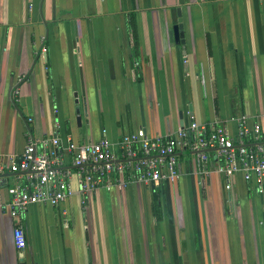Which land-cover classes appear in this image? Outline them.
Listing matches in <instances>:
<instances>
[{
	"label": "crops",
	"instance_id": "0c3cea01",
	"mask_svg": "<svg viewBox=\"0 0 264 264\" xmlns=\"http://www.w3.org/2000/svg\"><path fill=\"white\" fill-rule=\"evenodd\" d=\"M240 117L264 139V0H0L3 164L29 137H57L66 159L70 141L105 139L118 154L124 136L164 138L192 121L238 140ZM207 155L201 174L179 152L177 180L157 187L114 185L84 200L73 180L60 205L20 217L7 189L22 178L6 171L0 264H264V181L260 191L236 173L226 189Z\"/></svg>",
	"mask_w": 264,
	"mask_h": 264
},
{
	"label": "built area",
	"instance_id": "2783aa9c",
	"mask_svg": "<svg viewBox=\"0 0 264 264\" xmlns=\"http://www.w3.org/2000/svg\"><path fill=\"white\" fill-rule=\"evenodd\" d=\"M238 121V140L224 128L207 133L192 121L186 130L180 129L164 138H148L143 130L124 136L118 154L110 150L105 139L85 145L70 141L65 148L69 155L67 159L57 137L41 140L29 137L18 157L8 164L0 160V184L6 171L22 178L7 189L10 214L12 217L23 216L30 206L38 203L60 205L73 194V180L77 184V193L84 200L96 190H110L114 185L142 183L157 187L163 181L174 183L178 178V154L184 150L194 155L196 169L201 174H207V151L215 150L226 189L230 187V177L242 173L246 181L255 180L261 191L264 181L261 128L258 125L248 127L245 117ZM12 237L17 250L25 248V234L19 226L14 227Z\"/></svg>",
	"mask_w": 264,
	"mask_h": 264
},
{
	"label": "trees",
	"instance_id": "16d2710c",
	"mask_svg": "<svg viewBox=\"0 0 264 264\" xmlns=\"http://www.w3.org/2000/svg\"><path fill=\"white\" fill-rule=\"evenodd\" d=\"M129 26H130V29H131V32H132V37L136 40V32H135V20L134 18H130L129 20ZM157 196H155V204L157 202ZM157 214H159V211H155Z\"/></svg>",
	"mask_w": 264,
	"mask_h": 264
},
{
	"label": "water",
	"instance_id": "95a60500",
	"mask_svg": "<svg viewBox=\"0 0 264 264\" xmlns=\"http://www.w3.org/2000/svg\"><path fill=\"white\" fill-rule=\"evenodd\" d=\"M181 28V26L179 25V27L177 28V29H180ZM175 30V32L177 33L178 32V30ZM182 37V33H177V35H176V39L178 38V37Z\"/></svg>",
	"mask_w": 264,
	"mask_h": 264
}]
</instances>
